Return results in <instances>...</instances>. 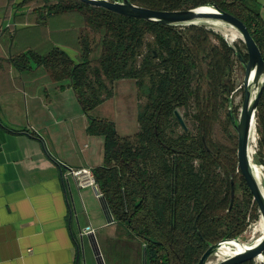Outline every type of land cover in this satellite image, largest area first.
Listing matches in <instances>:
<instances>
[{
  "label": "trees",
  "instance_id": "1",
  "mask_svg": "<svg viewBox=\"0 0 264 264\" xmlns=\"http://www.w3.org/2000/svg\"><path fill=\"white\" fill-rule=\"evenodd\" d=\"M130 1L164 10L215 5L246 25L264 59L258 0ZM9 7L0 4L1 11ZM12 7L7 25L0 18V91L32 92L44 79L73 89L87 133L104 139L94 180L118 231L139 242L141 264L143 251L144 264H196L209 244L238 237L257 219L237 167V116L229 108L236 52L246 59L245 51L204 24L165 25L82 0H17ZM121 78L137 86L138 127L131 134L93 114ZM174 110H183L193 128ZM222 112L228 144L213 138ZM256 132V161L264 165V88Z\"/></svg>",
  "mask_w": 264,
  "mask_h": 264
},
{
  "label": "crops",
  "instance_id": "2",
  "mask_svg": "<svg viewBox=\"0 0 264 264\" xmlns=\"http://www.w3.org/2000/svg\"><path fill=\"white\" fill-rule=\"evenodd\" d=\"M15 1L0 0L10 6L0 10L4 25ZM259 3L264 17V0ZM10 74L17 71L11 67ZM118 82L127 91L124 97L134 93V79L116 80L112 96L93 114L113 120L118 133H129L138 126L131 98L122 106L127 118L122 126L108 114ZM87 124L70 86L44 79L32 92L27 87L0 91V264H98L93 242L103 264H141L139 242L118 231L101 195L66 172L65 165L102 163L103 136L87 133ZM86 226L93 233L85 232Z\"/></svg>",
  "mask_w": 264,
  "mask_h": 264
},
{
  "label": "water",
  "instance_id": "3",
  "mask_svg": "<svg viewBox=\"0 0 264 264\" xmlns=\"http://www.w3.org/2000/svg\"><path fill=\"white\" fill-rule=\"evenodd\" d=\"M84 2L103 6L117 13L149 19L165 25H186L199 24L201 20H212L215 23L226 24L235 28L241 34L244 42L247 58L245 59L240 52H236L240 63L244 68L242 87V101L240 111L237 117L233 119V127L236 133V156L237 167L242 175L253 200L257 205L260 219L263 222V232L253 243L246 245L244 248L227 256L224 259L216 261L214 264H238L245 260L254 259L261 256L264 260V182L260 184L257 178L254 165L256 162L252 160V152L249 149L250 133L253 129L256 134V111L260 94L264 88V59L261 51L251 36L246 25L235 15L217 8L215 5H199L186 9H153L132 3L130 0H82ZM207 7L208 9H201ZM255 87V93L252 96V87ZM230 108V107H229ZM177 119L184 125L183 119L177 110H174ZM256 138V137H255ZM262 166V165H261ZM104 206L108 210L104 198L101 196ZM232 200V198H231ZM237 241L238 237L227 238L211 243L200 256L196 264H208V257L216 251V249L225 241ZM93 251L98 264H103L100 251L93 242ZM145 263V251H143L142 264Z\"/></svg>",
  "mask_w": 264,
  "mask_h": 264
},
{
  "label": "rangeland",
  "instance_id": "4",
  "mask_svg": "<svg viewBox=\"0 0 264 264\" xmlns=\"http://www.w3.org/2000/svg\"><path fill=\"white\" fill-rule=\"evenodd\" d=\"M258 1L262 2V0H258ZM199 24H204L208 28H211V29L221 33L230 44H232V45L236 44L242 51H245V46H244V42L241 38V34L239 37H236L234 40H230L225 35V32L223 31L226 28H233V27L226 25V24H221L219 26L218 25L215 26V25H211V24L206 23L204 20L199 21ZM233 41H234V43H233ZM67 50L70 53L73 52V50L71 48H68ZM243 75H244V68H243L242 64L239 61H235L234 71H233V79H234L236 86H235L234 90L231 92V95H230L231 102L229 103V107L234 109L236 116H238V114H239L241 101H242L243 91H242L241 83L243 80ZM124 79H132V78H124ZM115 89H116L117 95L113 98V101L111 102L112 103L111 106H109L110 104L108 103V106H109L108 109L110 110L109 111L110 113H108V114L112 116L111 118H114L117 121V124L119 127L122 126L121 122L124 119H126V121H127V118L124 117V112L122 110V106L123 107L126 106V103L128 104V102L131 98L132 110H133V113H135L134 118H135V121L137 122L136 113H137V107H138L137 106L138 105V96H137L136 84H135V89L133 90L134 93H131V95L127 96V97L126 96L124 97V95H126L127 91L124 90L122 87H120V82H118V84L115 85ZM112 106H113V108H112ZM100 111L101 110H98L97 112H100ZM178 113L181 116V118L183 119V115H182L183 110H179ZM223 114L224 113L222 112L219 121H217L214 125L213 138L215 140H219V141H222L223 143L228 144L229 141L226 137V133H225L224 129L222 128L223 127L222 121L224 118ZM183 120H184V123L186 126H188L191 129L193 128V122L191 121V119L189 117H186V118L184 117ZM130 128H133V127H130ZM131 130L132 131H129V133H123L124 131L122 132V130H120V131L122 134H131V133L136 131V129H131ZM257 137H258V134H256V139L253 142L252 160H253V162H256L257 164H259L260 166L262 165V171H263L262 181L264 182V165L262 163H259L256 161ZM259 219H260V216H258L257 219L252 221L246 227V229L238 236V239H240L241 241L250 242L252 240V237H253V235H252L253 228ZM216 261H218V256L215 253H212L211 255H209L208 261H207L208 264H214ZM256 262L260 263L262 261L256 260Z\"/></svg>",
  "mask_w": 264,
  "mask_h": 264
},
{
  "label": "bare ground",
  "instance_id": "5",
  "mask_svg": "<svg viewBox=\"0 0 264 264\" xmlns=\"http://www.w3.org/2000/svg\"><path fill=\"white\" fill-rule=\"evenodd\" d=\"M205 8L208 9L207 7H202L201 9H205ZM204 21L208 24L215 25V26L221 25L219 23L213 22L212 20H204ZM223 31L225 32V35L230 40H234L236 37L240 36L239 31H237L235 28H226ZM233 43H234V41H233ZM254 93H255V87L253 86L252 87V96L254 95ZM256 134L254 133V131L252 129L251 133H250V143H252L251 146H249L250 151H253V142L256 139L255 138ZM254 167H255V172H256L257 178L259 179L260 184H262V182H263L262 181V177H263L262 166H260L259 164L256 163L254 165ZM262 232H263V222L261 219H259L253 228V231H252L253 237H252V240L250 242L241 241L240 239H238L237 241H233V240L232 241H225V242L221 243V245L216 249V251L214 253L218 256V260L224 259L227 256L232 255L233 253L244 248L246 245L255 242L257 240V238L261 235ZM256 260L260 261L261 256H258L256 258Z\"/></svg>",
  "mask_w": 264,
  "mask_h": 264
},
{
  "label": "built area",
  "instance_id": "6",
  "mask_svg": "<svg viewBox=\"0 0 264 264\" xmlns=\"http://www.w3.org/2000/svg\"><path fill=\"white\" fill-rule=\"evenodd\" d=\"M66 166V172L72 176H74L77 180V183L80 186H86L91 185L95 188L98 195H101L98 186L94 180L92 168L90 167H72V166ZM85 232H91L93 233V229L90 226H86L84 228Z\"/></svg>",
  "mask_w": 264,
  "mask_h": 264
}]
</instances>
